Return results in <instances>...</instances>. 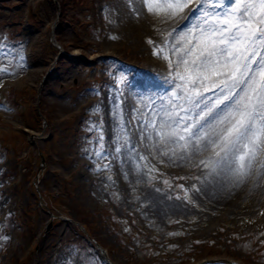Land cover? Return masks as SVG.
Masks as SVG:
<instances>
[{
	"label": "rangeland",
	"instance_id": "rangeland-1",
	"mask_svg": "<svg viewBox=\"0 0 264 264\" xmlns=\"http://www.w3.org/2000/svg\"><path fill=\"white\" fill-rule=\"evenodd\" d=\"M133 3L0 0V44L24 57L0 72V264H264V186L217 205L198 160L91 154L111 99L130 112L169 88L160 48L177 18Z\"/></svg>",
	"mask_w": 264,
	"mask_h": 264
},
{
	"label": "snow or ice",
	"instance_id": "snow-or-ice-1",
	"mask_svg": "<svg viewBox=\"0 0 264 264\" xmlns=\"http://www.w3.org/2000/svg\"><path fill=\"white\" fill-rule=\"evenodd\" d=\"M141 3L153 15L195 23L178 34L168 33L160 48L168 61L165 83L171 91L137 93L140 107L130 112L122 102L126 97L111 99V135L105 136L101 121L91 154L98 161L121 158L123 163L146 160L141 155L145 150L161 162L198 160L196 167L208 169L203 177H194L200 183L211 178L237 186L249 178L264 179V0ZM0 57L7 62L0 65L5 73L24 58L10 52L7 44H0ZM89 111H101V106ZM191 188L201 191L195 183ZM80 255L73 258L69 253L66 264H77Z\"/></svg>",
	"mask_w": 264,
	"mask_h": 264
},
{
	"label": "bare ground",
	"instance_id": "bare-ground-1",
	"mask_svg": "<svg viewBox=\"0 0 264 264\" xmlns=\"http://www.w3.org/2000/svg\"><path fill=\"white\" fill-rule=\"evenodd\" d=\"M194 2V0H193ZM142 5L141 0H134L133 7ZM143 6V5H142ZM145 7V6H144ZM192 5L189 6L191 8ZM146 8H143L145 10ZM135 11V10H134ZM188 9H185V12H187ZM126 13L129 14V11L126 10ZM183 15V14H181ZM135 16V15H134ZM185 20H180L177 18V22L172 25V29L175 28L178 25L184 24ZM192 21H188L186 24H190ZM185 24V26H186ZM170 26V25H169ZM187 28L182 26L179 27L177 30H185ZM264 186V179L260 178H249L245 183L233 186L229 184L227 181L224 182H213L211 178H209V181L204 185L205 190L208 191V194L216 200L217 205H225L227 202H229L234 195H239L240 192L243 191H259V189Z\"/></svg>",
	"mask_w": 264,
	"mask_h": 264
}]
</instances>
